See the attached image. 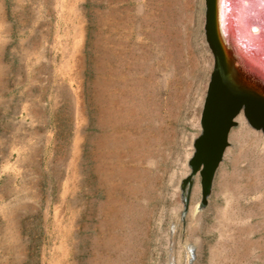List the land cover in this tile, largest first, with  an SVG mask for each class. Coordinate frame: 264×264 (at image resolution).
<instances>
[{"label":"rangeland","instance_id":"374dc122","mask_svg":"<svg viewBox=\"0 0 264 264\" xmlns=\"http://www.w3.org/2000/svg\"><path fill=\"white\" fill-rule=\"evenodd\" d=\"M205 25V0H0V264H264L239 122L181 219Z\"/></svg>","mask_w":264,"mask_h":264},{"label":"water","instance_id":"95a60500","mask_svg":"<svg viewBox=\"0 0 264 264\" xmlns=\"http://www.w3.org/2000/svg\"><path fill=\"white\" fill-rule=\"evenodd\" d=\"M218 1L206 0V41L214 59L211 85L214 82L220 95L236 102L237 116L242 115L251 128L264 133V0H222L225 8L221 16ZM234 125L236 121L232 122ZM223 155L221 151L205 175L190 161L191 172L180 188L181 219L187 212L197 174L201 186L197 209L206 206L213 175Z\"/></svg>","mask_w":264,"mask_h":264},{"label":"flooded vegetation","instance_id":"af4514ba","mask_svg":"<svg viewBox=\"0 0 264 264\" xmlns=\"http://www.w3.org/2000/svg\"><path fill=\"white\" fill-rule=\"evenodd\" d=\"M211 72L206 95L198 118V133L194 138L193 162L199 172L209 173L221 151L228 147L232 122L236 120V102L218 93ZM200 178V176H199Z\"/></svg>","mask_w":264,"mask_h":264},{"label":"bare ground","instance_id":"6f19581e","mask_svg":"<svg viewBox=\"0 0 264 264\" xmlns=\"http://www.w3.org/2000/svg\"><path fill=\"white\" fill-rule=\"evenodd\" d=\"M217 6L218 13L221 16L225 8L224 2L222 0H219ZM255 29L256 28H253V31ZM235 121L236 123L239 122L240 126H242L243 129L246 128L247 132L249 133V136L252 138L250 143L252 145H250L243 151L239 150L238 155L234 160L235 166L237 168H239V163H241V160L242 163H244L242 166H240L242 168L241 171L237 173V177H239V180H237L239 182L244 181V185L240 184V186H237L235 188V192L241 194H255L256 192H260L261 187H264V133L260 130L255 131L256 129L252 130L246 127L248 124L242 115H238ZM229 152L230 151H227V153Z\"/></svg>","mask_w":264,"mask_h":264}]
</instances>
